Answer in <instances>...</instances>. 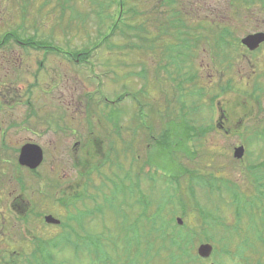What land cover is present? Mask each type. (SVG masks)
I'll use <instances>...</instances> for the list:
<instances>
[{"label": "rangeland", "instance_id": "374dc122", "mask_svg": "<svg viewBox=\"0 0 264 264\" xmlns=\"http://www.w3.org/2000/svg\"><path fill=\"white\" fill-rule=\"evenodd\" d=\"M61 1L63 0H0V37L4 31L10 29L18 38H31L68 52L86 47L88 42L98 39L96 27L99 25L90 10V0H78L83 4L79 5V9L85 11L86 15L89 14L87 28L73 33L72 36L62 29L68 20V8L72 0L64 3V6ZM134 1L125 0L129 12L133 9L131 5ZM138 1L141 12L145 11L142 5L145 0ZM183 2L186 11H189L190 5L198 8L196 15L200 23L208 19L214 25L217 24L215 27L219 30L229 29L238 40L247 34L264 32V0H253L250 4L237 3L236 0ZM117 9L116 6H111L112 18H115ZM104 21L108 22L107 17ZM150 33L156 36L151 28ZM129 41L137 45V48L143 47L135 36L116 37L113 40L121 48L127 47L126 43ZM150 42L153 44L155 41L153 39ZM6 46L9 47L7 50L0 51V66L2 68L7 61L13 63L22 59L24 63L18 75L21 81H18L20 91L17 94L30 98L32 104V117L28 119L27 106L23 107V111L20 106L14 107L16 118H22L25 123L24 132L17 138L19 141H33L41 146L43 163L38 173L24 170L20 174H14L13 168L6 174L2 173L5 181L0 189V264H40L39 258L41 260L47 251L51 253V260L46 264H91L96 258L93 249L99 245V241L108 255L107 263L109 260L120 263L123 256H128L135 259L136 264H173L170 257L159 250L157 243L152 244L149 249L150 245L144 235L148 225L142 219L138 223L136 220L140 207L148 204L150 216L154 212L155 202L166 198L172 192L186 197L188 201L190 186L195 187V182L190 184L187 177H182L176 190L175 182L169 184L166 181L171 175L167 163L156 162L140 171L139 165L132 166L128 158L123 162V167L124 171H129V166L133 167L129 179L123 178V172L116 167H103L101 175L94 172L90 180L79 175V171H86L101 162L108 150V142L111 141L108 135L112 132L104 122L97 120V116L91 120L94 130L89 132L84 96L90 93L96 99L114 100L128 93L126 97H130L132 92L146 84V94L139 95L136 99L138 106H145L147 110V106L163 105L164 101L167 105L171 98L169 84L171 78L175 77L173 67L168 65L169 61L160 56L161 52L157 56V51H139L141 48L132 52H108L96 48L90 53L88 64L83 65L86 71L81 73L79 67H72L71 60L65 61L59 54L30 51L24 56L13 42ZM212 52L202 46L194 60L201 86L208 90L211 85L220 83L226 86L230 81V90L217 96L210 108V96L204 97L201 103L203 107L196 111L193 118L195 124L203 127L218 124V127L226 129V133L208 131L202 139V146L206 151L214 153L215 163L210 164L207 160L210 156L203 154L201 158L181 162L187 168L197 169L207 178V172L211 171L217 176L226 177L238 188L241 196L244 195L246 209H236L232 198L218 189L211 191L202 186L198 188L202 192L195 189L197 198L203 199V207L221 217V220L217 225L208 228L210 241L203 242L205 236L201 235V242L196 240L192 251L196 255L201 243H208L213 248L210 257L199 259L197 264H264V200L261 203L255 197L256 190L260 189L248 178V166L255 164L259 158L264 160V136H251L253 133H264V91L257 93L259 99L250 94L257 84L259 89H264V45L256 52H248L238 44L237 53H232L234 60L228 70L224 67L226 65L223 66L224 70L218 66L220 60ZM37 61H41L39 68L35 66ZM144 71L146 81L139 76ZM187 71L186 66L181 73ZM130 72L132 75L128 77L127 73ZM8 76H14L12 70ZM85 77L87 78L84 79ZM152 77L157 79H151ZM160 81L163 83L162 87ZM31 85L34 88L24 94V89ZM117 107L126 112L121 119L123 131L131 126L129 121L125 123L124 115L132 114L133 105L126 98ZM159 120L160 117L152 110L145 115V121L149 123L155 124ZM151 133L150 139H156L154 130ZM126 136L124 134L123 139ZM133 137V152L126 155H134L136 158L138 156L140 161L146 155L147 141L138 131ZM113 139L116 144H120L118 138ZM244 140L248 143L244 144ZM10 141H16L15 137L10 138ZM76 141L79 144L73 146L71 151L70 147ZM87 141L88 156H84L83 146ZM238 145L244 146V155L242 159L234 160L232 151ZM18 175H22V179ZM45 176L59 179L60 188L56 196L65 203L77 200L75 204L81 212L65 210L53 200L43 201L38 194L43 190L39 188V178ZM18 180L24 183L22 195L19 194L21 188ZM112 190L118 191L115 193L116 199L106 204L104 198L114 194ZM71 191L77 193V198L70 197ZM171 210L168 206L165 207L162 213L165 220L171 217ZM25 215L30 218H25ZM47 215L57 220L58 225L67 224V227H72L83 237L69 246L64 243L57 245L59 239L55 236L61 227L45 224L43 218ZM174 218L181 217L178 214ZM181 220L182 224L186 222L184 218ZM142 222L143 225H140ZM82 226L84 230L80 229ZM47 240L51 241L45 245Z\"/></svg>", "mask_w": 264, "mask_h": 264}, {"label": "trees", "instance_id": "16d2710c", "mask_svg": "<svg viewBox=\"0 0 264 264\" xmlns=\"http://www.w3.org/2000/svg\"><path fill=\"white\" fill-rule=\"evenodd\" d=\"M72 1H61L63 6L64 3L68 2H70L71 5L68 8L69 13L67 12L68 20L64 23V28H62L66 33H70L71 36L73 33H79L83 29L87 28L86 21L89 15H86L85 11L79 9V5L83 4L79 3L78 0ZM80 1L84 2V0ZM115 2L116 0H90V10H92V14L97 19V24L99 25L97 26L98 28L96 27L98 39L92 43L88 42V47L86 44V47H82L75 51L73 50L72 57H78L80 61H87L90 57V53L96 48H102L108 52H132L133 49L138 50L141 47L137 48V45H134L130 41L126 43L128 46L123 48L117 47V45L113 42L116 37L127 38V36L133 34L137 37V40L142 43L141 45L143 47H148L145 49L142 47L143 49L141 48L139 51H157V56L158 52H161L160 56L165 61L168 60V65L173 67L175 77L171 78V82L169 84L171 98L167 105L166 101H164L163 105L161 103L158 105L154 104V106L151 107L147 106V110L144 108L145 106H138L136 101L137 97L139 95L141 96L146 94L145 83L142 88H138L136 91L132 92L130 97H126L128 93H124L116 97V99L112 102L105 98L102 100L96 99V97L94 98L92 94L88 95L86 97V111L88 116L87 124L89 125V132L92 133L94 130L91 120L94 116H97V120L99 122H104L105 126L114 132V138H118L121 142L119 144V148L115 139L112 138L113 140L111 139V141L108 142V150L101 162H99L95 167L91 166V168L86 171H79V174L90 180V177L94 172H96L97 175H101V169L103 167H107L108 169L116 167L123 172V178L129 179L131 176V169L133 167L129 166V171H124L123 167V162L126 158H128L132 166H135V164L139 165L140 171L147 166L154 165L156 162L159 163L164 161L168 164L167 169L171 172L169 179L166 181L169 184L175 182L176 190H178L177 186L180 184L179 181L182 177H187L190 184L195 182V187L190 186L188 201L186 197L175 195L172 192L166 198H162L155 202L154 212L151 213L150 216L148 215V204L143 208L140 207V212L136 222L138 223L142 219L148 225V229L144 235L146 242L150 245L149 249L152 244L157 243L159 245V250L164 251V253L170 257V262L173 264H197V261L200 260L197 255L193 254L192 251L196 240L198 243L201 242L199 241V237L204 235L205 240H203V242H209L210 237L207 233L209 231L208 228H210V226L217 225L218 221L221 220V217L208 212L207 208L203 207V202H201L203 199L199 200L197 198L195 189L199 190V186L206 187V189L208 188L211 191L218 189L219 192H225L226 195L232 198L236 209L238 208L241 211L246 209V203L243 201L244 195L241 196L240 191L237 190L238 188L226 177L217 176L211 171V173L207 172V175L209 176L207 178L206 175L200 173L197 169L187 168L181 162L184 160H195L196 157L201 158V155L203 154L210 156L209 159L207 158L210 164L215 163L214 153L206 151V149L202 146V139L211 129L208 126L203 127L200 126V124H195L193 115L196 111L203 107L201 103L204 97L208 98V96H210V108L212 103L217 99V96L226 93V91L230 89V81L226 86L220 83L218 85H211L208 90L201 86L200 77L194 67V59L196 58L198 50L197 52L195 49L192 50L193 36H191L189 29L184 26L185 19L179 2H177L176 7L173 6L174 10L168 17V14L166 12L163 13L161 10V2L154 3L157 5H154V8L150 11L149 8L151 6H149L147 0H145L142 5L146 10L144 9L145 11L141 12L139 1L135 0V4H133L136 5L135 9H132L131 13L128 14L127 12H124V6L126 4H123V1L120 0L118 5H121L118 6L117 11V13H120L119 18L117 17L112 19L110 9L111 6H114ZM236 2H249L250 4L253 0H236ZM120 6L122 8L121 11ZM63 11L64 10H62V12ZM151 15H153L155 21H150L152 19ZM162 15L165 16L164 23H162ZM105 17H107L108 22L104 21ZM150 22L153 24H159L157 36L154 38L155 47H150L152 45L150 42L151 36L148 32ZM217 31L218 33H216ZM195 35L200 37L199 41L207 42L206 45L207 48L209 47L208 50H211V52L214 51L212 52L213 55H216L215 57L220 60L218 66L224 70L223 66L226 65L224 67L228 70L234 60L232 58V53L235 54V51L230 49H232L238 41L233 36V33L229 32L228 29L219 31V29L208 19H205L204 22L200 24L199 33ZM29 40L31 39L27 40V45L35 46L34 43H29ZM36 45L44 46V43L36 41ZM202 45L205 46L204 43ZM50 48L56 49L57 47L51 45L48 49ZM225 48H228V50ZM166 66L167 65L165 64V67ZM186 66L188 67V71L182 74L181 72L186 68ZM145 73L146 72L144 71L139 76L146 81ZM131 75L132 72L129 74L127 73L128 77ZM263 91L264 89H259V85L257 84L251 94L253 95V98L255 97L256 99H259L257 93ZM126 98H128L133 105L132 114H130V116L124 115V118L126 119L125 123H128L129 121L131 126H127L126 129L121 131V119L123 114L126 112L117 106ZM151 110L155 113V115L160 117V120L155 124L145 121L146 113H149ZM153 130L156 134V139H150V136L152 135L151 132ZM136 131L141 132L144 135L145 141H147L145 142L146 155L140 161L138 160V156L136 158L134 155L131 157H127L126 155L130 151L133 152V147L135 146L133 136ZM124 134H127V136L123 139ZM261 134L264 136V133L261 132L259 134L253 133L251 136L256 137V135H258L261 137ZM246 140H244V144L248 143ZM141 157L142 156H140V158ZM261 159L262 158H259L258 160L260 161L257 160L255 164H250L248 166V171L250 172L248 173V178L251 179L255 185H257V188L260 189L256 190L257 195L255 197L259 198V201L262 203L264 200V160L261 161ZM106 180H108V177H106ZM122 182L123 180H121V183ZM113 184H115V181H113ZM58 186V181L50 179L49 177L43 178L40 186L43 190L38 193L40 198L43 201H54V193ZM112 191L114 194H110L104 198L106 204H110L116 199L115 193L118 191ZM76 201L77 200L65 203L64 200L61 199L60 202H58V205L65 210L81 212V210L77 209L75 204ZM166 206L172 209L170 212L171 217L168 220H165L162 215ZM178 214L186 221L182 225H178L176 219L174 218V216ZM25 221L28 222L27 220ZM140 225H143V222ZM65 226H67V224H65ZM65 228H68V230H61V233L56 236V238L59 239L57 245L61 243H64V245H72L83 237V235H79L75 232V229L72 227ZM80 229L84 230V226L83 228L80 227ZM73 236L75 237L74 239ZM48 241L51 240L45 241L46 243L44 244L47 245ZM210 243L212 244V242ZM93 250L95 251L96 258L91 261V264H94V262H97V264H136L135 259L128 256H123V260L120 263H116V261L113 260H109V263H107L108 255L103 250V246L100 244V241L99 245L95 246ZM48 260H51V253L49 251L41 257V260L39 258L40 264H46ZM179 260H182V262L179 263ZM32 261H34L33 258Z\"/></svg>", "mask_w": 264, "mask_h": 264}, {"label": "flooded vegetation", "instance_id": "af4514ba", "mask_svg": "<svg viewBox=\"0 0 264 264\" xmlns=\"http://www.w3.org/2000/svg\"><path fill=\"white\" fill-rule=\"evenodd\" d=\"M187 1L189 2L190 0H187ZM159 2H161L162 4V9H161L162 12L163 13L166 12L168 14V17L170 14H172L174 10L173 6L176 7L177 2H179V4L181 5L183 17L185 19L184 26L189 29L191 36H193L192 37L193 38L192 50L195 49V51L197 52V50H200V47L203 46L202 45L203 43L207 47L206 45L207 42L199 41L200 37L195 35L199 33V27L201 24L200 21H198V16L196 15L198 11V8L196 6L193 8V6L190 5L189 11H186L184 8L186 5L183 2V0H147V3L149 4V6H151L149 10L151 11V9L154 8V5H157L154 3H159ZM151 16H152V19L150 21H155V19L153 18V15ZM164 17L165 16L162 15V19H163L162 23H164ZM149 26L151 30H153L154 33L157 34L159 24L158 23L153 24L152 22H150ZM27 40L28 39H24L23 37L22 38L16 37L14 32H10V29H8L7 31H4V33L0 37V51L7 50L9 47L6 46V44L9 42H13L14 45H16V47L20 49V51L23 53L24 56H26L27 53H30V51H33L34 53H39L40 51H42V52L50 53V54H59L65 58V61L71 60L72 67H75V66L79 67L81 73L83 71H86L83 69V65L88 64V60L80 61L78 57L77 58L72 57V52H68V51L60 50V49L58 50L55 48L48 49V47L50 46H47V45H44V46L36 45V41L34 40H29V43H34L35 46L34 45L28 46ZM241 47L245 48L243 46ZM225 49L228 50V48H225ZM230 50L236 52L238 50V46H233L232 49ZM23 63L24 62L22 61V59H20V60H17V62H13V63H11L10 61L8 63L7 61L3 64L2 68L0 66V189L3 187V183L5 181V178L3 177L2 173L6 174V172L7 173L10 172V168H13L12 172H14V174L16 173L20 174V171L25 170L24 167L18 166V155H19L21 148L25 145H31V144L38 145L37 143L33 141H26L24 139L19 141V139L17 138L19 135H21L24 132L23 129L25 128V123L22 118L21 119L16 118L15 116L16 111L14 110V107L20 106V108L23 111V107L27 106V108H29L27 119L32 117L31 99L28 97L24 98L22 97V95L17 94V92L20 91L18 81H21V78H19L18 75H20V72H21L20 70L22 68ZM35 66H37L38 68L41 67V61L39 62L37 61L35 63ZM10 70H12L13 72V75H14L13 77L8 76ZM86 78L87 77H85L84 79ZM35 80L37 81L36 77H35ZM33 85H31L27 89L25 88L23 93L26 94V92L27 93L30 92V90L34 88ZM85 99L87 100V98ZM4 107H6L7 109H5ZM86 107H87V101L85 102V109ZM6 118H8V121H6ZM87 123H88V120H87ZM218 129L226 132V129H224L221 126H219ZM14 137L16 141L11 143L10 138H14ZM78 144H79V141H76L74 144L72 143V146L70 147L71 151L74 149L73 146L75 147ZM88 144L89 142L87 141L85 145L83 146L84 156L87 154L86 148L88 147ZM21 176L22 175H18V178L22 179ZM16 185H18L17 182H16ZM22 187H20L21 191H19V194L21 195H22V190H23ZM81 193L82 191L79 194L81 195ZM76 196H77L76 192L74 193L73 191L70 192L71 198H76ZM12 208L14 209V206H12Z\"/></svg>", "mask_w": 264, "mask_h": 264}, {"label": "water", "instance_id": "95a60500", "mask_svg": "<svg viewBox=\"0 0 264 264\" xmlns=\"http://www.w3.org/2000/svg\"><path fill=\"white\" fill-rule=\"evenodd\" d=\"M264 43V33L259 32L255 34H250L241 39V44L247 47L250 51H253L259 47L260 44ZM243 156V147H238L234 150L233 157L235 159H241ZM43 159L41 149L36 145H26L24 146L18 158V162L21 166H25L29 169L37 168ZM45 222L48 224H57L58 221L53 219L51 216L45 217ZM177 224L181 225L182 220L176 219ZM212 252L210 245L203 244L200 245L197 249V253L202 258H207Z\"/></svg>", "mask_w": 264, "mask_h": 264}]
</instances>
